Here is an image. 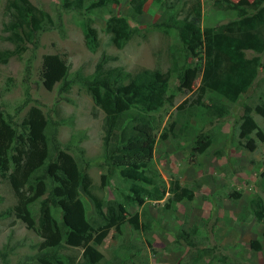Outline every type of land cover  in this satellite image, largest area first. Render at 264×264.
Instances as JSON below:
<instances>
[{
  "label": "trees",
  "instance_id": "16d2710c",
  "mask_svg": "<svg viewBox=\"0 0 264 264\" xmlns=\"http://www.w3.org/2000/svg\"><path fill=\"white\" fill-rule=\"evenodd\" d=\"M131 1L133 13L112 14L103 27L118 49L126 46L133 36L135 28L131 22L146 2ZM116 2L60 0V9L53 19L29 0H5L2 16L6 20L2 22L0 39L10 43L12 48L0 50V63L6 64L13 56L23 59L22 54L28 55L23 60L24 105L30 101L27 82L40 34L56 29L63 36L62 12L84 9L90 13ZM214 4L235 12V19L218 26L199 27L187 16H179L174 2L162 8L152 26L167 34L174 32L176 52L181 60L174 58L171 72L142 68L130 73L120 65H110L116 56L102 52L91 73H70V63L63 54L54 52L41 56L39 77L46 90L58 84L59 93H66L73 85H79L91 97L94 106L104 113L100 184L103 187L119 180L125 193H121V201L101 205L91 192L89 163L83 160L75 143L64 145L57 139V121L51 122L53 129L46 132L49 121L39 105L30 106L19 124L10 114L0 110V175L8 180L16 198L13 207L2 211L0 216L13 214L41 238L33 255L36 264H104L102 252L93 243H102L110 229L119 231L124 222L136 230L140 228L138 213L128 215L127 205L133 201L141 205L145 199L158 201L164 197L165 182L152 164L154 148L158 140L177 138L175 129L185 105L181 102L174 107L175 118L157 138L159 122L154 120V114L166 106H174L171 77L177 81L173 90L185 93L192 91L193 81L200 75L197 96L205 92L212 94L210 103L203 106L209 116L221 118L228 112V104L222 100L237 101L253 84L259 69L264 70V0H214ZM196 5L199 7V2ZM195 11L199 15V9ZM81 28L85 46L95 51L99 45L97 30L88 19L82 21ZM247 51H251L250 55ZM257 110L264 115V102ZM183 124L179 129L185 128ZM253 131L264 139L250 106L246 105L238 135L246 140L245 148L255 147L250 136ZM201 136L198 134L196 140ZM199 141L194 149L203 153L210 138L206 144L199 145ZM81 191L92 200L95 214L88 215ZM193 192L194 187H177L172 191V200L192 199ZM227 196L236 200L241 194L233 192ZM243 209L256 220H264V204L259 195L247 199ZM181 234L188 245H193L186 239L189 238L187 232ZM64 246L81 247V259L69 262L60 252ZM10 250L6 245L0 248V264H7Z\"/></svg>",
  "mask_w": 264,
  "mask_h": 264
},
{
  "label": "rangeland",
  "instance_id": "374dc122",
  "mask_svg": "<svg viewBox=\"0 0 264 264\" xmlns=\"http://www.w3.org/2000/svg\"><path fill=\"white\" fill-rule=\"evenodd\" d=\"M29 1L47 11L53 19L60 9V0ZM4 2L0 0V38L2 22L6 20L2 16ZM172 2L180 17L187 16L199 27L218 26L236 17L235 12L216 7L214 0H146L131 22L135 28L133 36L126 46L118 49L103 27L112 14L133 13L131 0H117L90 13L84 9L62 12L64 35L50 29L38 38L39 47L35 50L27 82L30 101L25 105L23 60L28 55L22 54L23 59L13 56L6 64L0 63V110L10 114L19 124L27 109L37 104L48 118L47 133L53 129L51 122L57 121V139L64 145L75 143L83 160L89 163L91 192L102 206L110 201H121L125 194L119 180L103 187L100 184L104 113L94 106L91 97L79 85H73L66 93H59L58 84L52 90H46L39 77L41 56L54 52L63 54L70 63V73H91L102 52L116 56L110 65H120L130 73L142 68L171 72L174 58L181 60L176 52L174 32L167 34L152 25L165 4ZM85 19L97 30L99 45L95 51H90L84 44L81 24ZM4 48H12V45L0 39V50ZM250 53L247 51V55ZM200 81L199 75L193 81L192 91L183 93L173 90L177 81L174 76L170 78L174 106H166L155 113L154 120L159 122V138L167 123L175 118L174 107L184 102L175 129L179 137L164 142L158 140L152 162L162 176L167 192L158 201L145 199L141 205L134 201L127 205L128 215L138 213L140 228L136 230L124 222L121 230L110 229L102 243H93L104 256L102 263L264 264V220H256L243 209L247 199L254 195H259L264 204V139L253 131L250 136L255 147L250 149L244 146L246 140L238 136L246 105L250 106L251 115L264 135V115L257 110L264 102V70L259 69L253 84L237 101L222 100L228 104V112L221 118L207 114L203 104L210 103L212 94L205 92L197 96ZM181 123L185 128L179 129ZM198 134L202 136L196 140ZM73 136L80 139L72 141ZM207 138L210 141L206 151L196 152L197 141L200 140L199 145L206 144ZM177 187H194L193 198L173 201L172 191ZM233 192L241 196L236 200L227 196ZM80 196L86 203L88 215L95 214L92 200L83 191ZM15 203L8 180L0 175V213ZM182 231L188 233L186 239L193 245H188L181 237ZM40 240L13 214L0 216V248L4 245L11 248L7 264H36L33 255ZM60 252L69 262H76L81 259L82 248L64 246Z\"/></svg>",
  "mask_w": 264,
  "mask_h": 264
}]
</instances>
